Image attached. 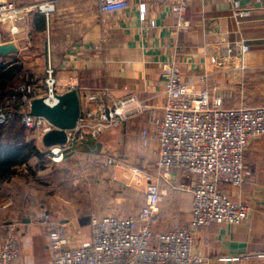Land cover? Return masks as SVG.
Instances as JSON below:
<instances>
[{
	"label": "crops",
	"instance_id": "1",
	"mask_svg": "<svg viewBox=\"0 0 264 264\" xmlns=\"http://www.w3.org/2000/svg\"><path fill=\"white\" fill-rule=\"evenodd\" d=\"M5 1L21 6L44 0ZM51 1L55 11L42 29L37 27L36 14L44 15L40 11L30 12L21 21L0 17V44L15 43L19 51L12 56L21 59L26 68L40 67L44 77L52 67L58 93L77 88L81 115L89 110L99 112L101 101L89 102L88 95L102 94L107 89L116 98L135 93L152 108L118 128L107 129L97 139L77 143L79 160L98 148L108 154L120 152L122 159L112 170L123 172L125 178L132 168L155 173L158 144L148 118L163 114L164 62H176L184 76L196 78L199 87L204 86L200 77L208 72L205 84L232 90V97L224 102L226 107L241 103L264 106V0H194L185 13L186 26L178 25L170 3L153 5L149 0H130L123 11L102 13L97 0ZM142 3L147 7L144 20L140 16ZM244 44L249 45V52L242 50ZM144 130L149 137L146 144ZM244 159L248 173L242 186L224 184L221 188L234 200L253 207L250 218L237 224L212 223L199 228L194 247L203 253L201 264H264V136L250 143ZM83 160L78 162L82 175L93 178L95 168L87 158ZM96 171L101 173L100 167ZM142 187L139 205L133 210L128 207L131 195L104 193L102 197L111 199L105 204V212L138 213L145 202ZM178 193L182 195L179 199L169 188L163 189L165 199L159 207L156 231L187 226L192 196ZM71 212L66 218L54 217L80 230L87 217H76L77 212ZM32 218H24L23 225L14 227L23 251L19 261L46 264L51 259L47 230ZM91 228L90 223L85 233L80 231V238L90 239Z\"/></svg>",
	"mask_w": 264,
	"mask_h": 264
},
{
	"label": "built area",
	"instance_id": "2",
	"mask_svg": "<svg viewBox=\"0 0 264 264\" xmlns=\"http://www.w3.org/2000/svg\"><path fill=\"white\" fill-rule=\"evenodd\" d=\"M192 1L149 0L153 5L170 3L171 10L178 16L179 26L187 25L185 13ZM97 2L102 13L123 11L130 6V0ZM34 10L49 20L55 4L44 0L17 6L12 1L0 0L2 20L21 21ZM146 12V3H142L141 19H145ZM242 50L249 52V45L244 44ZM54 71L49 67L41 84L47 92L43 96L51 104L57 102L58 93ZM162 74L163 114L148 118L158 144L155 173L130 169L137 181H146L145 202L140 211L127 216L93 217L91 237L87 240L80 238L77 228L57 220L51 211H38L34 221L46 228L51 251V259L46 264H201L203 253L194 247L199 228L212 223L237 224L250 218L253 207L234 200L221 187L225 184L239 188L244 183L248 173L245 152L252 141L264 136V106L241 103L226 107L224 102L232 97V90L218 84H205L208 72L200 77L204 86L199 87L196 78L184 76L173 61L162 64ZM18 89L27 91L21 98L24 106L17 111L0 108V123L11 121L18 114L25 127L35 129L39 145L52 162L63 161L68 152L75 150L77 143L97 139L107 129L118 128L152 109L146 100L131 92L121 98L114 97L109 89L102 94H89V102L101 101V110L86 111L77 126L67 130L66 143L47 147L42 136L55 126L46 118L30 113L31 99L42 95L24 84ZM142 137L144 143H148L146 130ZM107 163L116 166L118 161L110 157ZM164 181L177 191L191 194L192 206L187 226L156 233L154 226L164 199L161 185ZM22 255L19 238L14 233L0 242V264H21Z\"/></svg>",
	"mask_w": 264,
	"mask_h": 264
},
{
	"label": "rangeland",
	"instance_id": "3",
	"mask_svg": "<svg viewBox=\"0 0 264 264\" xmlns=\"http://www.w3.org/2000/svg\"><path fill=\"white\" fill-rule=\"evenodd\" d=\"M108 153L96 148L83 155V158H87L88 163H92V169L95 168V172H92V175H94L93 178L96 181L89 177V174L82 175L78 162L84 160L83 158H80L81 161L79 160V156L76 155V149L59 163H54L46 157V161L42 162L45 169L37 173V178L17 177L9 184L0 187V242L11 233H14L16 224L19 227L23 225L24 218L33 217L32 219H34L40 208L48 209L53 215H58L60 218L70 216L71 211H74L73 213L77 212L75 213L76 217H81V215L83 218L87 217V220L83 223L84 225L79 230L83 233L88 230L87 227H89L93 217L136 214L134 212H105V204L110 203L111 199L108 196L102 197L103 195H131V197L127 198H130L128 207L133 210L139 205L142 186L146 184L145 180L142 182L137 181L132 171L128 170L129 174L125 178L123 172L117 173L112 170L113 166L109 165L107 160L110 157H114L119 162L121 158L120 152ZM37 162L36 159L33 160V164H37ZM99 167L101 173L96 171ZM24 172L27 171L25 170ZM166 183L165 181L161 182L162 187L167 188ZM21 187H23L22 190ZM169 191H173V196L177 199H179L178 196H182L181 193H178L180 191L174 193L173 188H170ZM7 192L9 193L8 195ZM21 194L24 195L22 196ZM105 198L107 199L106 201Z\"/></svg>",
	"mask_w": 264,
	"mask_h": 264
},
{
	"label": "trees",
	"instance_id": "4",
	"mask_svg": "<svg viewBox=\"0 0 264 264\" xmlns=\"http://www.w3.org/2000/svg\"><path fill=\"white\" fill-rule=\"evenodd\" d=\"M36 15L38 16L37 27L39 29L46 27L45 15L39 13ZM12 55L14 53L0 55V108L17 111L24 106L21 98L24 93H27V91L19 90V86L22 84L31 86L37 89L40 95L46 93V89L41 85L46 77L41 73L40 67L26 68L21 59ZM29 95L33 96L32 93ZM69 153L71 152L67 153L66 158ZM34 159L38 161L37 164H33ZM44 161H46V155L37 141L35 129L25 127L18 114L13 120L0 123V185L10 183L15 177L37 178V173L45 169L42 165ZM25 167L27 172H24ZM166 186L169 189L172 188L168 183ZM162 189L165 188L162 187ZM173 190L176 189L173 188ZM42 209L45 208H40L38 211ZM154 231L160 232L155 229Z\"/></svg>",
	"mask_w": 264,
	"mask_h": 264
},
{
	"label": "water",
	"instance_id": "5",
	"mask_svg": "<svg viewBox=\"0 0 264 264\" xmlns=\"http://www.w3.org/2000/svg\"><path fill=\"white\" fill-rule=\"evenodd\" d=\"M19 51L13 42L0 44V55L12 54ZM57 102L49 103L45 96L34 97L30 101V113L36 117H44L55 128L42 136L45 146L64 144L67 141V130L73 129L81 116L82 103L77 88H71L62 93H56Z\"/></svg>",
	"mask_w": 264,
	"mask_h": 264
}]
</instances>
